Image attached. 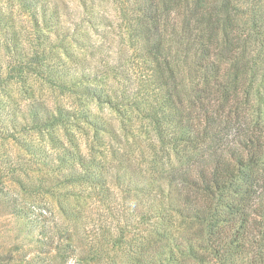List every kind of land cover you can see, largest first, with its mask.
Segmentation results:
<instances>
[{"label": "trees", "instance_id": "1", "mask_svg": "<svg viewBox=\"0 0 264 264\" xmlns=\"http://www.w3.org/2000/svg\"><path fill=\"white\" fill-rule=\"evenodd\" d=\"M6 1L18 4L32 31L20 36L0 27V89L14 74L23 84L21 101L7 97L0 129L4 140L32 157L29 171H50L54 187H95L101 200L110 195L107 174L146 194L154 220L146 236L135 234L127 245L133 264H264V112L246 106L264 58V0H117L127 38L149 64L148 81L157 89V101L145 100L139 113L154 144L146 147V156L140 152L141 161L132 159L134 164L114 148L102 154L98 131L110 129L85 109L49 107L29 95L26 76L36 74L57 89L117 111L129 99L123 96L127 100L119 103L116 95L91 84L76 87L91 81L84 69L69 80L62 72L55 75L49 54L35 42L41 2ZM75 122L95 130L83 149L69 131ZM33 134L46 141L36 144ZM120 158L127 164L112 162ZM141 173L150 177H138ZM173 218L197 228L178 241L158 224ZM119 241L126 242L125 236Z\"/></svg>", "mask_w": 264, "mask_h": 264}, {"label": "rangeland", "instance_id": "2", "mask_svg": "<svg viewBox=\"0 0 264 264\" xmlns=\"http://www.w3.org/2000/svg\"><path fill=\"white\" fill-rule=\"evenodd\" d=\"M39 1L38 7L44 14L39 20L40 28L34 32L35 42L49 54L55 75L62 72L69 80L71 74L84 69L90 73L91 81L76 83V87L91 84L116 95L121 99L119 103L126 96L134 105L129 106L125 99L117 111L95 99L80 98L69 89H57L36 74L26 76L29 95L46 100L49 107L85 109L110 129L109 133L98 131L102 154L114 148L125 154L124 160L128 159L129 164H134L132 159L141 161L140 152L145 151L146 156V147L154 142L152 129L139 113L145 100L157 101V89L148 81L149 64L127 38L126 22L117 0ZM0 27H11L20 36L32 31L18 4L6 0H0ZM259 62L246 106L259 108L263 113L264 58ZM22 85L14 74L7 88L0 89V113L3 105H8V96L15 103L22 100ZM72 124L69 131L83 149L93 141L95 130L82 122ZM46 138L32 135L36 144H43ZM124 160L112 162L121 166L127 164ZM32 161L15 143L4 140L0 129V264H68L69 259L73 264H133L135 258L127 245L135 234L146 236L154 220L150 217L151 201L147 195L118 185L108 174L111 190L105 200L97 196L95 187L88 185L54 187L50 171H29L34 169ZM138 177L150 176L141 173ZM17 182H23L26 188L19 187ZM158 224L178 241L181 236L190 237L188 233L197 228L194 225L189 229V223L180 218ZM120 235L126 238L121 245ZM197 237L191 236L193 242L200 244ZM57 247L65 252L58 253Z\"/></svg>", "mask_w": 264, "mask_h": 264}, {"label": "clouds", "instance_id": "3", "mask_svg": "<svg viewBox=\"0 0 264 264\" xmlns=\"http://www.w3.org/2000/svg\"><path fill=\"white\" fill-rule=\"evenodd\" d=\"M68 264H73V261L71 259H69Z\"/></svg>", "mask_w": 264, "mask_h": 264}]
</instances>
